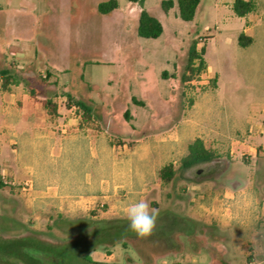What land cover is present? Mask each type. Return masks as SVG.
Listing matches in <instances>:
<instances>
[{
    "label": "rangeland",
    "instance_id": "obj_1",
    "mask_svg": "<svg viewBox=\"0 0 264 264\" xmlns=\"http://www.w3.org/2000/svg\"><path fill=\"white\" fill-rule=\"evenodd\" d=\"M101 1L104 0H0V67L20 64L41 76L50 71L44 80L37 76L21 83V87L39 84L44 91L42 99H51L57 107L70 103L63 97L67 90L85 99L94 109L87 120H92L93 115L107 120L115 142L118 138L114 135L119 130L134 133L131 124L138 131L144 130L148 127L145 123L152 122V114L171 105L175 120L182 116L198 120L200 105L207 96L215 116L221 120H229L235 112L264 118V0H255L257 8L250 13L249 32L255 42L247 47L238 42L246 20L234 13L231 0H201L192 21L180 17L177 4L166 11V0H145L144 8L164 26L157 38L138 34V4L118 0V16L105 17L98 9ZM195 41L198 51L208 45L211 72L187 71L188 51ZM215 71L220 74L217 96L216 82L210 76ZM183 74L190 78L183 81ZM126 110L134 117L132 120L124 116ZM259 150L264 155L262 145ZM248 158V154L243 156L244 160ZM244 160L232 162L216 181L232 186L255 177L264 200V169L256 170ZM22 186L23 183L14 188ZM19 193L20 189L0 186V235L32 233L53 243L75 236L57 228V216L47 221L34 218L15 198ZM95 214L93 211L86 216L108 218ZM118 217L126 216L110 218ZM255 227L257 231L251 239L250 233H241L245 240H234V231L223 232L225 239H213L211 229L200 225L192 237L177 235L182 251L157 252L134 241L128 247H112L110 257L102 248L91 255L107 264H264V215ZM44 264L53 263L47 258Z\"/></svg>",
    "mask_w": 264,
    "mask_h": 264
},
{
    "label": "crops",
    "instance_id": "obj_2",
    "mask_svg": "<svg viewBox=\"0 0 264 264\" xmlns=\"http://www.w3.org/2000/svg\"><path fill=\"white\" fill-rule=\"evenodd\" d=\"M118 8L102 14L116 17ZM242 18L246 22L240 33L245 31L254 38L249 32L250 13ZM254 42L255 38L251 44ZM207 54L208 45L204 56L211 72ZM210 76L215 78L217 96L220 74L215 71ZM202 103L198 120L183 116L175 120L171 105L152 114L153 123H145L144 130L138 131L134 124V133L119 130L115 142L107 120L94 115L85 120L83 110L71 103L59 105L57 114H50L41 94L33 96L21 84L5 90L0 78V186L20 189L15 198L25 211L45 221L93 211L108 218L126 216L128 205L143 199L158 211L170 210L194 219L197 227L211 229L213 239H225L223 232L228 230L234 231V240H245L241 233H250L251 239L264 215L255 177L231 186L216 181L220 174L203 181H188L179 174L171 180L162 176L166 165L172 163L175 170L180 167L189 145L198 137L229 160L227 168L248 154L245 162L256 170L264 169V155L259 150L260 145L264 148V118L235 112L224 121L215 116L209 96ZM21 183L22 187L14 188Z\"/></svg>",
    "mask_w": 264,
    "mask_h": 264
},
{
    "label": "trees",
    "instance_id": "obj_3",
    "mask_svg": "<svg viewBox=\"0 0 264 264\" xmlns=\"http://www.w3.org/2000/svg\"><path fill=\"white\" fill-rule=\"evenodd\" d=\"M129 1L139 4L141 7L138 34L147 38L161 36L164 32L163 23L144 8L145 0ZM200 2L201 0H166L163 2V7L168 11L177 4L180 17L185 21H192L196 17ZM118 7V0H104L98 5L99 11L104 14ZM232 8L237 16L244 17L256 10L257 3L255 0H234ZM253 41L254 38L246 34L245 31H242L238 36L239 45L242 47L249 46ZM205 52L206 47L198 51L197 42L192 43L188 51L187 71L201 73L207 69ZM196 61H198L197 66H195ZM48 75H51L50 71H47L46 76ZM37 76L42 80L46 78L33 69L25 70L12 64L0 67V78L5 90L13 84L28 83L29 79H34ZM189 78L190 76L187 74L182 75L183 81ZM30 91L33 96L44 94L39 84L30 86ZM63 95L68 98L71 104H76L83 110L85 120L91 118L94 109L90 102L74 96L68 90ZM133 101L136 102L135 97H133ZM45 106L50 114H57V105L51 99H46ZM124 116L128 120L132 119L129 110L124 112ZM228 164V159L207 148L204 140L198 137L189 145V153L181 160L180 167L175 170L173 164L170 163L162 169V176L165 180H171L176 174H179L180 177L188 181H203L221 174ZM1 185L4 184L1 183ZM56 226L64 233H75V236L70 240L53 243L32 233L11 237L0 235V263L44 264L48 258L53 264H107L96 261L91 252L102 248L111 254L112 247L118 244L128 247L134 241H139L143 246L153 248L157 252L181 251L182 244L177 235L186 234L192 237L197 231V223L194 219L170 210L158 216L156 228L153 234L147 238H139L136 233L130 230L127 217L109 219L83 216L71 219L59 215ZM50 228L52 229V227ZM33 233H38V231Z\"/></svg>",
    "mask_w": 264,
    "mask_h": 264
},
{
    "label": "clouds",
    "instance_id": "obj_4",
    "mask_svg": "<svg viewBox=\"0 0 264 264\" xmlns=\"http://www.w3.org/2000/svg\"><path fill=\"white\" fill-rule=\"evenodd\" d=\"M158 215V210L151 208L149 203L143 199L129 204L126 209L129 228L139 238H147L153 234Z\"/></svg>",
    "mask_w": 264,
    "mask_h": 264
}]
</instances>
